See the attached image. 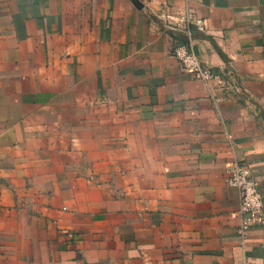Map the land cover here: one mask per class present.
Masks as SVG:
<instances>
[{
	"label": "crops",
	"instance_id": "0c3cea01",
	"mask_svg": "<svg viewBox=\"0 0 264 264\" xmlns=\"http://www.w3.org/2000/svg\"><path fill=\"white\" fill-rule=\"evenodd\" d=\"M136 1L0 0V264H264L225 182L264 195V0ZM186 8L217 103L169 55Z\"/></svg>",
	"mask_w": 264,
	"mask_h": 264
},
{
	"label": "built area",
	"instance_id": "2783aa9c",
	"mask_svg": "<svg viewBox=\"0 0 264 264\" xmlns=\"http://www.w3.org/2000/svg\"><path fill=\"white\" fill-rule=\"evenodd\" d=\"M159 18L164 31L172 37L174 44L169 55L192 80L203 83L209 89L210 98L214 103L219 102V99L211 93V88L213 86L222 88L225 82L200 59L193 48L194 31H204V20L196 17L187 8L173 13L164 9L160 12ZM225 182L238 192L239 223L236 234L239 248L245 252L248 232L253 228H261L264 231V195L253 178L250 168L242 160H233L227 164Z\"/></svg>",
	"mask_w": 264,
	"mask_h": 264
},
{
	"label": "water",
	"instance_id": "95a60500",
	"mask_svg": "<svg viewBox=\"0 0 264 264\" xmlns=\"http://www.w3.org/2000/svg\"><path fill=\"white\" fill-rule=\"evenodd\" d=\"M131 3L133 4V6L135 8H137L138 10H140L142 8V6L138 3V1L136 0H131Z\"/></svg>",
	"mask_w": 264,
	"mask_h": 264
}]
</instances>
